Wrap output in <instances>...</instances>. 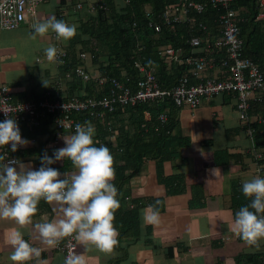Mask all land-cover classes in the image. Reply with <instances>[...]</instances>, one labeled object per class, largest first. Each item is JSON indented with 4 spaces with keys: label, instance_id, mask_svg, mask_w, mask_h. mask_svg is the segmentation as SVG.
I'll list each match as a JSON object with an SVG mask.
<instances>
[{
    "label": "crops",
    "instance_id": "1",
    "mask_svg": "<svg viewBox=\"0 0 264 264\" xmlns=\"http://www.w3.org/2000/svg\"><path fill=\"white\" fill-rule=\"evenodd\" d=\"M79 2L82 3L80 9L77 7ZM117 3L121 4V0ZM87 4V0H46L38 7L35 18L27 17L20 27L0 32V85H9L14 97L20 99L41 97L52 87H62L71 94L75 85L67 73L62 75L56 60H47L44 49L51 45L72 50V40H57L51 31L33 39L32 25L55 16L58 20L76 24L77 34H80L83 25L96 16ZM91 59L86 58L87 67L99 74L100 63ZM74 92L83 93L84 90L79 88ZM253 103L260 104L250 108L247 121L237 109L236 96L231 93L205 98L196 109L180 108L177 111L180 131L191 139V143L180 148L178 158L164 161L163 175L184 176L185 191L168 194L158 175L157 160L146 159L139 173L130 180L129 199L164 198L163 210L156 204L159 223L145 224L142 210L149 205L142 206L138 212L140 223L136 235L132 232L118 235V244L110 253L86 246L76 237L77 255L84 256L86 264H252L251 260L238 262L237 258L242 254L263 253L264 239L259 240L258 247L249 246L231 230V225L240 209L234 207V203L241 196L238 190L242 189L243 182L257 176L264 178V171L258 172L259 164L264 163L255 158V153L264 152V102L252 100ZM119 119L122 120L121 117ZM248 122L258 126L253 134L248 132ZM53 131L52 123L40 132H34L32 137L22 136L29 144L18 150L21 151L16 155L18 161L36 170L42 166L41 157L46 151L53 156L55 150L65 147L63 137L72 134L64 133L56 143ZM116 140L117 137L111 133L105 142L115 144ZM4 147H0V154ZM66 162L69 166L62 170ZM13 166L19 171L18 165ZM49 167L61 173L60 179L65 173L71 175L75 171L67 159ZM193 191L199 196V203L195 206L190 204ZM37 209L32 223L23 227L10 219H0V264H12L9 256L13 249L8 241L16 230L33 247L41 250L39 261L64 264L63 253L56 246H46L35 228L37 223L60 218L59 206L41 199ZM27 264H38V260L33 258Z\"/></svg>",
    "mask_w": 264,
    "mask_h": 264
},
{
    "label": "trees",
    "instance_id": "2",
    "mask_svg": "<svg viewBox=\"0 0 264 264\" xmlns=\"http://www.w3.org/2000/svg\"><path fill=\"white\" fill-rule=\"evenodd\" d=\"M103 1L105 7L99 9L97 17L86 22L82 32L71 39L72 50L67 49L64 63L60 64L62 75L71 73L73 76L71 82L75 85L74 88H83L84 90L83 93H75L74 89L70 95L97 96L106 94L108 83L99 85L98 80L95 79L86 82L81 77L74 75L76 67H86V60L80 57L82 52L89 53L91 60L98 63L100 45L106 47L109 55L108 61L100 64L99 75L108 78L115 77L124 82L129 79L133 83L140 78V73L135 66L137 62H140L145 67L153 68L160 82L168 88L177 84L181 77L189 76L191 66L186 63L167 61L161 54L163 45L171 44L174 47H182L186 56H191L193 59L212 55L216 49L212 47L208 52L204 37L203 43L198 47L191 45L188 39L191 37V33L195 36H205L204 29L199 26L200 22L208 25V32H216L219 25L218 18L224 11L222 7L211 6L205 13L196 14L198 27L195 29L190 28L187 23L178 24L174 29L164 25L162 32L158 34L149 23L151 21L160 22L163 11L180 0H121V4L117 3V0ZM259 4L260 0H233L232 8L239 13L241 19L239 21L240 36L243 39L244 55L264 69V19L258 18ZM77 44L80 46L77 47ZM218 54L220 57L221 53L218 52ZM191 80L195 82L194 78ZM56 89L57 87L49 88L38 98L24 97L20 99L14 97V99L39 100L46 97L47 91L51 92L50 98L52 99L56 97ZM256 104L260 103H253V105L251 103V107L254 108ZM179 109L168 98L152 103L119 107L116 111L108 113L105 119H93L89 116L81 118V124L86 121L90 122L97 130L93 137L94 141L98 142L95 143V146L99 147L103 142L102 145L107 146L113 156L115 179L111 183L118 190L117 199L120 202V208L115 212L113 223L119 235L128 232L137 234L140 223L138 212L142 206L156 205L159 201L158 207L163 210L161 204L164 198L129 199L130 180L139 173L146 159L157 160L158 175L160 181L166 185L168 194L185 191L184 176L165 177L163 175L164 161L178 158L181 155L180 148L191 143V139L183 136L180 131L181 128L177 120ZM165 111L168 112L169 118L163 123L158 119V116ZM147 114H149L148 117ZM125 116H127L126 120ZM120 117L122 120L119 119ZM50 124H52L50 117L41 119V124L38 126L24 124L20 131L21 136L32 137L34 132L38 133L40 129ZM254 124L256 125V123H251L255 129H258V126ZM111 133L117 137L115 144L105 142L106 137ZM17 152L15 151V155L21 151ZM46 153L48 156L52 155L48 151ZM68 166L69 163L66 162L62 170L67 169ZM238 192L241 196L236 198L234 207L241 208L249 205L251 199L244 196L242 189L239 188ZM198 197V193L193 191V198L190 201L192 206L199 203ZM263 255L264 252L260 255L242 254L237 260L238 262L252 261V264H264ZM254 257H257V260Z\"/></svg>",
    "mask_w": 264,
    "mask_h": 264
},
{
    "label": "built area",
    "instance_id": "3",
    "mask_svg": "<svg viewBox=\"0 0 264 264\" xmlns=\"http://www.w3.org/2000/svg\"><path fill=\"white\" fill-rule=\"evenodd\" d=\"M46 0H0V32L20 27L27 17H36L38 7ZM87 7L97 14L99 8L104 7L103 0H87ZM101 3L98 7L97 3ZM233 0H180L178 3L166 8L161 14V21H151L149 25L161 33L166 25L174 29L178 24H188L190 28L198 27L196 14H203L209 7H222L223 13L218 18L217 31L208 32V25L200 22L205 36H195L191 33L188 39L191 45L198 47L206 38V49L209 52L216 48L212 55L193 59L186 56L182 47L171 44L163 45L161 54L167 61L186 63L191 66L190 75L180 78L177 84L168 88L159 80L153 68H148L140 62L136 68L140 78L124 82L115 77H106L93 73L88 67L78 66L74 75L88 82L98 80L99 85L108 83L105 95H70L56 89V97L50 98V91L46 97L39 100H15L12 89L7 84L0 85V108H6L7 115L0 111V122L12 118L17 122L20 131L24 124L38 126L41 119L50 117L55 126L54 137L59 141L65 132L74 133L75 125L81 124V118L105 119L108 113L116 111L119 107L135 106L138 103H152L163 99H171L178 107L196 109L203 100L218 94L231 93L236 96L237 109L247 121L252 100L264 102V69L251 58L244 55L243 39L240 36L241 28L239 13L232 8ZM77 7L82 8L79 2ZM260 13L258 18L264 19V0H260ZM208 19V18H207ZM59 63L63 64L67 51L57 47ZM218 52L221 53L218 57ZM80 57L86 60L87 53L82 52ZM72 79V74H67ZM191 78L195 79L192 82ZM61 95V96H60ZM169 118L168 112H162L158 119L165 123ZM248 132L253 134L255 128L248 122ZM96 133V129H95ZM23 146H18V150ZM17 150V151H18ZM255 151V150H254ZM2 154L8 160H18L15 152L11 151V144L2 149ZM258 161H264V152L255 153ZM38 170V169H36ZM264 171V165L259 164L258 172ZM225 239V237H222ZM77 239L75 235L59 241L56 248L63 255L64 260L69 254L77 255Z\"/></svg>",
    "mask_w": 264,
    "mask_h": 264
},
{
    "label": "clouds",
    "instance_id": "4",
    "mask_svg": "<svg viewBox=\"0 0 264 264\" xmlns=\"http://www.w3.org/2000/svg\"><path fill=\"white\" fill-rule=\"evenodd\" d=\"M100 4L97 3L98 7ZM32 27L33 39L50 31L56 34L57 40L64 41L77 34L76 24L58 20L55 16ZM44 52L49 62L55 61L58 52L55 46H48ZM0 111L6 115L10 113L6 108H0ZM94 135L95 128L90 122L76 124L74 134L63 137L66 146L55 150L51 157L45 153L38 170H32L18 160L5 163L6 156L0 154V219H10L23 227L32 223L41 199L49 204L55 202L60 218L35 225L46 246L55 247L60 240L75 235L86 246L110 253L118 244L119 233L113 222L120 202L118 190L111 183L115 178L113 156L107 146H95L98 142L94 141ZM9 144L12 152L17 151L18 146L29 144L27 139H22L19 126L12 118L0 122V147ZM65 159L71 161L75 171L71 175L65 173L60 179L61 173L49 165ZM13 165H18L19 171ZM212 171L214 174L215 169ZM242 192L251 203L235 213L231 230L249 246L258 247L259 240L264 239V178L257 176L244 181ZM142 217L145 224H158V207L149 205L142 210ZM8 243L13 249L9 256L12 264H27L33 258L38 264H45L39 261L41 250L27 242L19 230L12 233ZM64 264L86 262L82 255L69 254Z\"/></svg>",
    "mask_w": 264,
    "mask_h": 264
},
{
    "label": "rangeland",
    "instance_id": "5",
    "mask_svg": "<svg viewBox=\"0 0 264 264\" xmlns=\"http://www.w3.org/2000/svg\"><path fill=\"white\" fill-rule=\"evenodd\" d=\"M94 18H96L97 16H93ZM86 36V35H85ZM100 47H101V49H100V52H99V57H98V62L101 64L102 62H107L108 61V50H106L105 48V46L103 45H100ZM105 49V52L103 51ZM87 57L88 58H90L91 57V55L88 53L87 54ZM57 62H58V64H61V63H59V61L57 60ZM86 67H87V65H86ZM58 89H60V90H62V92H65L66 93V91L64 90V88H62V87H57ZM53 129H55V126H54V124H53ZM69 133H71V132H69ZM66 134H68V132H65V135ZM71 134H74V133H71Z\"/></svg>",
    "mask_w": 264,
    "mask_h": 264
}]
</instances>
